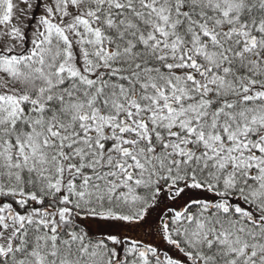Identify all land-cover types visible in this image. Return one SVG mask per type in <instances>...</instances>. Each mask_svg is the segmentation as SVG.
<instances>
[{"label":"snow or ice","instance_id":"snow-or-ice-1","mask_svg":"<svg viewBox=\"0 0 264 264\" xmlns=\"http://www.w3.org/2000/svg\"><path fill=\"white\" fill-rule=\"evenodd\" d=\"M0 264H264V0H0Z\"/></svg>","mask_w":264,"mask_h":264}]
</instances>
